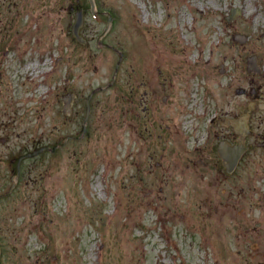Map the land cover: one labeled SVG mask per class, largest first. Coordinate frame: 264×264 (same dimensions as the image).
Segmentation results:
<instances>
[{
  "label": "rangeland",
  "instance_id": "374dc122",
  "mask_svg": "<svg viewBox=\"0 0 264 264\" xmlns=\"http://www.w3.org/2000/svg\"><path fill=\"white\" fill-rule=\"evenodd\" d=\"M93 3L0 0V264H264V0Z\"/></svg>",
  "mask_w": 264,
  "mask_h": 264
},
{
  "label": "flooded vegetation",
  "instance_id": "af4514ba",
  "mask_svg": "<svg viewBox=\"0 0 264 264\" xmlns=\"http://www.w3.org/2000/svg\"><path fill=\"white\" fill-rule=\"evenodd\" d=\"M137 88H141L142 89V91L140 92V93H138V92H136L133 88H130V92H129V94H131V96L133 97V93H135V94H139V98H138V105H137V107L139 108V111L141 112V114L143 115V117H146V115H147V113H150L151 112V110H156L157 108H160L162 105L163 106H166L167 104H168V102L170 101V98H168V96H164L163 94V97H161V98H157V97H155V98H150L149 97V93H148V89H147V87H146V84L144 83V82H141L140 81V84H138L137 86H136ZM150 99V100H149ZM131 102H132V100H131ZM72 106H73V104L71 103L70 105H69V107H67V110H65V113L66 114H71L72 112H73V109H72ZM86 112L88 113L89 112V114H90V112H91V107H90V105L88 106V104H86ZM87 113L85 114V118H84V120H83V122H85V120H86V124H87V120H88V116H87ZM134 114L136 115V116H139L140 114L138 113V111H136V112H134ZM176 114L177 115H179V113L176 111ZM226 123H227V120H226ZM173 129H174V135L176 136V137H178L179 138V132H178V128L176 129L175 128V124L173 125ZM85 130H86V128H85ZM160 133L158 132L157 134H156V137L158 138V136L160 137L161 135H159ZM162 137V136H161ZM69 138H73V136H67L65 139H64V141L62 142V144L61 145H63V144H65L67 141H68V139ZM238 142V141H237ZM237 142H233V143H229V140H228V137H225V139L224 138H222L220 141H219V143L217 144V147L221 144V143H224L227 147L228 146H233V145H237V144H244V143H237ZM210 143V141L208 142V144ZM155 144H157V142L155 143ZM233 144V145H232ZM262 146H264V141H262L261 143H260ZM245 145V144H244ZM248 147V146H247ZM249 148V147H248ZM211 150H212V148H211ZM241 158V157H240ZM217 159L219 160V162H217V163H215V164H213V165H211V166H209L208 165V163H206V162H203V164H201V166L203 167V168H205V169H207L209 172H211L212 173V177L210 178V180H208V182H206L207 183V185H211V186H217V185H224V184H227L228 183V180H229V176L231 175L230 173H229V166H228V160H227V155H225L224 157H222V156H220L219 154H218V152H217ZM239 161H240V159H239ZM239 161H238V163H239ZM238 163H237V165H238ZM237 165H236V167H237ZM235 167V168H236ZM200 166L198 165L197 166V171H199L200 170ZM234 168V169H235ZM184 169V168H183ZM183 169H181V171L183 172ZM233 173V172H232ZM209 175V174H208ZM199 180H201L202 182H204L205 180H207L206 178H205V175H204V173H202V174H199ZM175 182H180V184H185L186 183V181H184V180H179V181H175ZM221 200V199H220ZM236 203H237V206L238 207H241V206H243L242 205V200L240 199V197H238L237 198V200H236ZM228 206H230V205H228L226 202H222V201H220V203L219 204H217L216 206H214L213 208H212V210L215 212V213H217L219 210H220V208H227ZM227 210H225V213H228V212H226Z\"/></svg>",
  "mask_w": 264,
  "mask_h": 264
},
{
  "label": "water",
  "instance_id": "95a60500",
  "mask_svg": "<svg viewBox=\"0 0 264 264\" xmlns=\"http://www.w3.org/2000/svg\"><path fill=\"white\" fill-rule=\"evenodd\" d=\"M90 3H91V7L93 9V0H89ZM232 12V17L235 16V11H231ZM110 21V19H109ZM82 23H83V15H82V11H78L75 15V22L72 26V35L76 37V39L80 42V43H84V39L79 35V29L81 28L82 26ZM237 37H240V36H237ZM241 41H246V37H241ZM248 61H249V66L248 67V71H253L254 73H258L260 70L259 68L257 67L256 65V57L255 56H251L248 58ZM244 91H239L238 93H243ZM66 100V99H65ZM67 101V100H66ZM69 102V101H67ZM86 123V120L84 122V124ZM84 131H85V126H84ZM48 148L47 147H42L36 151H33L29 154L26 155V157H34L36 156L37 154H39L40 152L44 151V150H47ZM247 150V147H245L243 144H238L236 146H229L227 147L225 144L221 143L220 146H219V151L221 152V156L224 157L225 155H227V160H228V163H229V170L231 171L238 159L240 158V156ZM22 158L19 159L18 161V165H17V175H19V164H20V160Z\"/></svg>",
  "mask_w": 264,
  "mask_h": 264
},
{
  "label": "bare ground",
  "instance_id": "6f19581e",
  "mask_svg": "<svg viewBox=\"0 0 264 264\" xmlns=\"http://www.w3.org/2000/svg\"><path fill=\"white\" fill-rule=\"evenodd\" d=\"M182 1H183V0H182ZM182 1L180 0L181 3H182ZM151 54H152V56H154V57H155V55H156L154 50L151 51ZM161 54H162V58H163V60H165L166 62L174 63L175 60H177V57H176V56L171 55V54L168 53V52H162ZM154 63H155L154 58H153V59H149V63H147V66H148L149 68H151V67L154 65Z\"/></svg>",
  "mask_w": 264,
  "mask_h": 264
}]
</instances>
